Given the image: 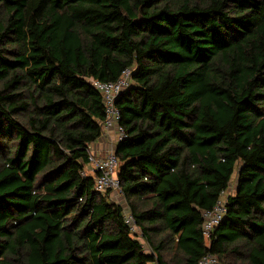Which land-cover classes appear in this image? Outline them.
<instances>
[{"label":"trees","instance_id":"1","mask_svg":"<svg viewBox=\"0 0 264 264\" xmlns=\"http://www.w3.org/2000/svg\"><path fill=\"white\" fill-rule=\"evenodd\" d=\"M127 69L115 152L128 210L83 174L106 117L93 81ZM239 162L208 245L203 213ZM207 253L264 264V0H0V264Z\"/></svg>","mask_w":264,"mask_h":264},{"label":"built area","instance_id":"2","mask_svg":"<svg viewBox=\"0 0 264 264\" xmlns=\"http://www.w3.org/2000/svg\"><path fill=\"white\" fill-rule=\"evenodd\" d=\"M94 86L100 91L103 98L105 107V120L103 122V129L108 130L110 128H116L118 134V142L127 138V131L121 124V112L116 104L118 96L128 89L132 84V70L127 69L123 75L117 80L112 82H104L99 80L93 81ZM89 163L92 165L93 175L95 176V189L99 192L110 191L115 194L122 195L120 188V181L118 178V172L120 169V160L116 155L115 150L107 153L105 156H98L91 151ZM83 174H88L84 169ZM225 194L218 200L217 204L211 210H206L203 213V232L210 245L212 234L215 228L220 224L227 214V201L228 196L225 198ZM126 222L129 224L134 232H139L134 218L127 212ZM143 243V242H142ZM145 250L148 248L143 244ZM198 264H221L218 255L214 253L205 254Z\"/></svg>","mask_w":264,"mask_h":264},{"label":"crops","instance_id":"3","mask_svg":"<svg viewBox=\"0 0 264 264\" xmlns=\"http://www.w3.org/2000/svg\"><path fill=\"white\" fill-rule=\"evenodd\" d=\"M118 143L117 130L113 127L103 132L102 136L91 145V150L98 156H105L107 153L116 150ZM114 194H112V199L121 203L128 210L123 196Z\"/></svg>","mask_w":264,"mask_h":264},{"label":"rangeland","instance_id":"4","mask_svg":"<svg viewBox=\"0 0 264 264\" xmlns=\"http://www.w3.org/2000/svg\"><path fill=\"white\" fill-rule=\"evenodd\" d=\"M41 11V8L37 5H31V8L29 10V15H32V14H39ZM241 163L239 162L238 163V166H237V170L233 176V179H232V182H231V185L228 189V191L225 193L224 197L226 198L227 196L229 195H234L236 193V189H237V185H238V177H239V174H238V171H239V167H240ZM86 171L88 174H93V171H92V165L90 163H88L86 165ZM111 194H114V193H111ZM114 195H120V194H114ZM139 235H141V232H140V229H139V232H137ZM141 241L143 242V244L148 248V250H150V247L149 245L147 244V242L141 238Z\"/></svg>","mask_w":264,"mask_h":264}]
</instances>
